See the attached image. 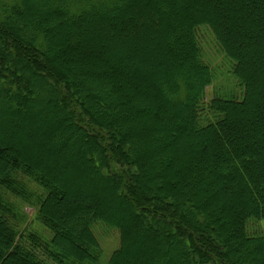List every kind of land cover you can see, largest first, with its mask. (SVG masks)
<instances>
[{
	"label": "trees",
	"instance_id": "obj_1",
	"mask_svg": "<svg viewBox=\"0 0 264 264\" xmlns=\"http://www.w3.org/2000/svg\"><path fill=\"white\" fill-rule=\"evenodd\" d=\"M9 1L0 264H100L95 221L120 235L106 264H264V234L247 230L264 222V0ZM200 25L242 88L214 94L212 118ZM8 194L49 238L22 241Z\"/></svg>",
	"mask_w": 264,
	"mask_h": 264
},
{
	"label": "rangeland",
	"instance_id": "obj_2",
	"mask_svg": "<svg viewBox=\"0 0 264 264\" xmlns=\"http://www.w3.org/2000/svg\"><path fill=\"white\" fill-rule=\"evenodd\" d=\"M4 2L8 3L10 1L0 0V3ZM196 38L201 49L202 59L209 65L213 73L212 83L208 85L204 91L205 109L202 112L204 117L212 118V113L206 107V103L213 97V95L216 93L223 97L231 95L236 99H240L242 97V88L236 81L237 78L231 72L233 61L224 55L210 28L206 25L196 27ZM146 46L149 47L147 44ZM150 49L152 48L150 47ZM37 122L43 123L41 121ZM31 141L29 142L31 147L36 148V146L39 145V143L33 138ZM37 150L38 149L36 148L35 151ZM38 154L40 155V151H38ZM58 159L61 161L62 157ZM59 160H57L56 164H58ZM23 181L27 184L30 191L35 193L41 192V189L30 179L23 177ZM8 196L12 202L17 204L22 212V218L19 220V229L21 232H24L22 241L25 244H28L29 239L27 237L30 232L40 237L49 238L51 235L49 230L36 219V208L10 194H8ZM91 229L101 248L99 262L100 264H106L111 252L119 245V232L113 227H107L100 221L93 222ZM247 230L250 233L261 232L264 234V222L262 220L249 221L247 223Z\"/></svg>",
	"mask_w": 264,
	"mask_h": 264
}]
</instances>
